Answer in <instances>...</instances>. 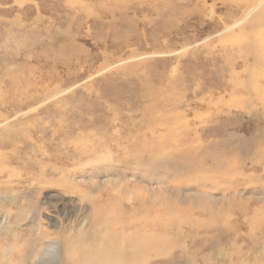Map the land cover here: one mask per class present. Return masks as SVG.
<instances>
[{
	"label": "rangeland",
	"instance_id": "1",
	"mask_svg": "<svg viewBox=\"0 0 264 264\" xmlns=\"http://www.w3.org/2000/svg\"><path fill=\"white\" fill-rule=\"evenodd\" d=\"M61 227L264 264V0H0V259Z\"/></svg>",
	"mask_w": 264,
	"mask_h": 264
},
{
	"label": "bare ground",
	"instance_id": "2",
	"mask_svg": "<svg viewBox=\"0 0 264 264\" xmlns=\"http://www.w3.org/2000/svg\"><path fill=\"white\" fill-rule=\"evenodd\" d=\"M257 55H258L257 53L253 54V56H252L253 60H255ZM3 223L7 226L6 220H4ZM67 230H69V231H67ZM71 231H72L71 228L70 229H66L64 227H61L58 230L57 233H50V232H43L42 231V235L44 237L42 239V241H43V245L41 247L42 249L40 251H35V254L32 253V254H34V255H32V258L34 259V262H32L31 264H33V263L37 264V262H39V261L40 262H46L48 264L50 262V260H51V257H48V255H54L55 256V258H54L55 260L58 259V258H61L62 261L59 262L58 264H69V261L67 263V259L70 257L71 254H75V256L77 258H79L81 256H84L81 253L84 250H86V252H87V250L91 246V241L94 242V243H97L98 241H100V239L98 237L90 236V234H88V231H86V232L83 231L78 237L72 238V237H70L72 235ZM66 232H67V234H69V236L65 235ZM124 232H125V230H124ZM120 234L123 235V232L118 233V235H120ZM110 236H115V238L117 237L116 233L114 235L113 232L111 233ZM132 236H128L129 239L121 238V240H123V244H126L128 242L129 245L127 244L128 245L126 247L127 251H124L122 249V247L119 249V252H118L119 257H120L119 261H116V257H115L116 256V252L115 251H109L108 252L110 254V256H113L114 264H122L124 261H125L126 264L127 263H133L137 259L136 252H135L136 250L135 251L131 250V248H133ZM32 248H34V247H32ZM11 249H13L14 252H15V248L12 246L7 251V256H6L7 258L4 259V260L0 259V264H25V257L21 256L22 253L18 254V259L17 260L9 259L14 254V252L10 253L12 251ZM31 251H34V249H32ZM41 255L46 256V258L48 257V259L46 261L43 260V259L39 260ZM71 258H72V256H71ZM92 258H93V256H92ZM99 259H102V258H99ZM55 264H57V263H55Z\"/></svg>",
	"mask_w": 264,
	"mask_h": 264
}]
</instances>
